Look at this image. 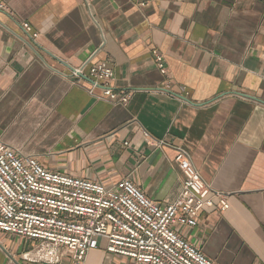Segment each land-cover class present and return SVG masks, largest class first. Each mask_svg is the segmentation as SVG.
Wrapping results in <instances>:
<instances>
[{
	"label": "crops",
	"instance_id": "0c3cea01",
	"mask_svg": "<svg viewBox=\"0 0 264 264\" xmlns=\"http://www.w3.org/2000/svg\"><path fill=\"white\" fill-rule=\"evenodd\" d=\"M0 1L2 143L52 172L128 179L161 205L181 191V149L229 208L175 231L215 264H264V0ZM101 62L126 105L71 80ZM2 246L0 264H29L18 250L30 245ZM83 264L133 263L97 250Z\"/></svg>",
	"mask_w": 264,
	"mask_h": 264
},
{
	"label": "built area",
	"instance_id": "2783aa9c",
	"mask_svg": "<svg viewBox=\"0 0 264 264\" xmlns=\"http://www.w3.org/2000/svg\"><path fill=\"white\" fill-rule=\"evenodd\" d=\"M0 11L9 12L1 1ZM22 27L30 31L27 23ZM151 54L166 76L162 55ZM69 76L75 83L89 79V95L100 90L99 97L121 105L131 98L110 86L114 72L107 62L82 64ZM143 136L153 142L147 132ZM175 163L184 177L181 191L172 203L161 205L128 179L105 186L52 172L0 141V234L30 245L20 253L29 264H83L97 250L133 264H215L173 227L194 229L202 209L226 211L227 197L204 183L185 151L177 149Z\"/></svg>",
	"mask_w": 264,
	"mask_h": 264
},
{
	"label": "rangeland",
	"instance_id": "374dc122",
	"mask_svg": "<svg viewBox=\"0 0 264 264\" xmlns=\"http://www.w3.org/2000/svg\"><path fill=\"white\" fill-rule=\"evenodd\" d=\"M4 238H5L4 236H0V242H3V245H5L4 247L2 246V248H4V250L8 249L9 250V253H7V254L9 256H11L10 254L12 252L13 245L15 247L16 245H21V243L17 239H11V238L10 239H6V238L4 239ZM22 251H23V248L21 246H19L18 254L21 253ZM12 254L13 255L16 254V256H17V253L16 252H12Z\"/></svg>",
	"mask_w": 264,
	"mask_h": 264
}]
</instances>
